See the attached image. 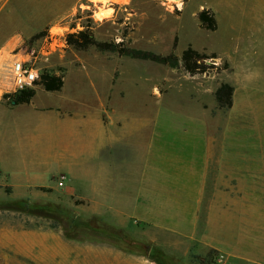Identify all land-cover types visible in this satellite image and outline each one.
<instances>
[{"label":"crops","instance_id":"0c3cea01","mask_svg":"<svg viewBox=\"0 0 264 264\" xmlns=\"http://www.w3.org/2000/svg\"><path fill=\"white\" fill-rule=\"evenodd\" d=\"M112 5L116 13L127 4ZM3 14L6 20L14 18V13ZM5 25L9 31L0 37V53L17 35L15 24ZM52 28L51 39L61 37L63 31L54 34ZM56 50L67 68L58 90L37 91L25 103L0 99V170L9 174L15 188L63 192L74 197L78 214L101 217L137 239L167 243L177 252L181 245L185 252L205 255L226 248L243 258L239 231L234 241L224 240L225 172L232 180V195L248 200L264 195L251 158L242 162L249 166L241 167L238 151H233L231 167L225 168L229 160L222 139L192 140L186 129L162 125L159 110L156 118L153 114L146 121L136 118L129 123L110 102L126 94L120 86L126 80L114 76L120 55L95 45ZM6 111L13 113L9 123ZM240 180L247 181L242 192ZM244 208L253 226L250 201ZM14 235L17 253L39 264H151L141 253L109 242L68 237L61 230ZM255 240L248 236V243Z\"/></svg>","mask_w":264,"mask_h":264},{"label":"rangeland","instance_id":"374dc122","mask_svg":"<svg viewBox=\"0 0 264 264\" xmlns=\"http://www.w3.org/2000/svg\"><path fill=\"white\" fill-rule=\"evenodd\" d=\"M168 2L128 0L126 6L114 12L111 20L99 21L94 16L93 0H0V37L9 31L5 25L7 22L16 25L17 34L14 42L1 52L8 56L12 65L14 54H20L21 58L31 59L40 71L38 83L21 92H14L12 84H5V78L0 75V99L11 103L10 100L31 90L35 93L47 90L43 84L45 73L63 80L67 68L59 61L56 49L65 45L78 49L69 42V35L79 30L92 33L99 40L123 41L126 45L163 55L174 53L180 59L183 51L192 46L201 54L198 62L202 63L203 71H188L182 60L178 67H171L151 60L120 56L121 64L114 69V76L126 80L120 84L126 94L110 101L113 110L126 115L129 123L136 118L146 121L153 114L156 118L159 110L162 125L186 129L192 140L204 141L206 136L214 141L222 139L229 160L225 162V168L231 167L232 152L238 151L240 166H249L242 162L251 158L250 162L254 164L250 165L255 167L254 173L258 175L256 183L263 187L264 0H183L181 8ZM111 9L115 11L114 6ZM204 9L216 18L215 29L201 24L199 14ZM4 12L14 13V18L6 20ZM98 21L105 22L97 24ZM51 28L54 33L63 31L62 37L51 39ZM79 38L78 35L73 37ZM223 83L234 87L231 107L220 106L216 99V90ZM5 94L9 96L5 98ZM9 116L12 117L13 113L6 111L7 123ZM6 165L8 168V163ZM243 171L241 169V173ZM246 182L240 180V192ZM231 183L230 174L225 172L224 240L234 241L239 231L244 241L243 258L235 257L231 249L226 248L205 255L193 250L185 252V246L181 245L177 252L167 243L154 244L127 232L141 243L135 248L151 264H264V195L252 196L250 200L241 194L232 195ZM256 192L260 189L257 188ZM249 201L253 226L248 224L249 213L244 208ZM73 203L74 197L63 192L39 187L15 188L9 174L0 170V258L9 260L10 264H39L17 253L14 233L21 231L32 230L38 234L61 230L85 239L93 237L85 228L91 219L102 226L115 227L101 217L88 218L78 214ZM249 235L256 237L255 243H248ZM166 239L164 236L163 241Z\"/></svg>","mask_w":264,"mask_h":264},{"label":"trees","instance_id":"16d2710c","mask_svg":"<svg viewBox=\"0 0 264 264\" xmlns=\"http://www.w3.org/2000/svg\"><path fill=\"white\" fill-rule=\"evenodd\" d=\"M199 19L201 21V24L209 29H215L217 26L216 18L206 9L200 12ZM76 35L80 37L78 40L73 39V37ZM69 42L73 43L78 49H84L89 45H95L101 51L114 52L120 56H128L131 58L151 60L158 63L168 64L171 67H178L180 64V60H182L183 66L188 71L198 72L204 70L202 67V63L198 62L201 54L192 46H189L183 51L182 57L180 59L179 56L174 53L163 55L153 51L126 45L123 41L115 42L108 40H99L94 34L87 33L85 30H79L77 31V33H71L69 35ZM62 82L63 80H61L60 77L51 75L49 73H45L43 76V84L45 85V88L47 90L59 89L62 85ZM233 94L234 87L229 83H223L216 90V99L219 105L223 107H231L233 105ZM34 95L35 91L31 90L27 94H20L19 97L10 100V102L15 104L29 102ZM8 96L9 94L4 95L5 98H7ZM85 228H87L88 231L93 234V237H87L85 239L109 242L119 246L124 250L141 253L138 249L135 248V245L141 243L131 237L121 228H109L106 226H102L101 224L96 223V220L94 219L89 220ZM65 234L68 237L80 238L76 235H69L68 233Z\"/></svg>","mask_w":264,"mask_h":264},{"label":"built area","instance_id":"2783aa9c","mask_svg":"<svg viewBox=\"0 0 264 264\" xmlns=\"http://www.w3.org/2000/svg\"><path fill=\"white\" fill-rule=\"evenodd\" d=\"M31 59H16L12 65V86L14 92H21L34 87L40 79V71ZM13 259L14 256H13ZM0 264H10L9 260L0 258Z\"/></svg>","mask_w":264,"mask_h":264},{"label":"bare ground","instance_id":"6f19581e","mask_svg":"<svg viewBox=\"0 0 264 264\" xmlns=\"http://www.w3.org/2000/svg\"><path fill=\"white\" fill-rule=\"evenodd\" d=\"M93 1H94V3H93L94 4V12H96V14L94 16L96 18H98L99 21L105 20V19L113 16L115 11L111 9V6H113V5L110 3L114 2V1L115 2H122V3L128 2V0H93ZM168 1H169L168 3H170V4L171 3L177 4L179 6V8H181L184 4L183 0H168ZM167 6H169V5H167ZM19 55L14 54V57H15L14 61L16 59H23L20 57L21 55L20 56ZM0 75H2L5 78V84H9V85L12 84V79H13V77H12V64L10 63V59L7 57V55H5L3 53H0ZM1 93H2V90L0 89V95H1Z\"/></svg>","mask_w":264,"mask_h":264},{"label":"water","instance_id":"95a60500","mask_svg":"<svg viewBox=\"0 0 264 264\" xmlns=\"http://www.w3.org/2000/svg\"><path fill=\"white\" fill-rule=\"evenodd\" d=\"M148 249H149V247H148Z\"/></svg>","mask_w":264,"mask_h":264}]
</instances>
